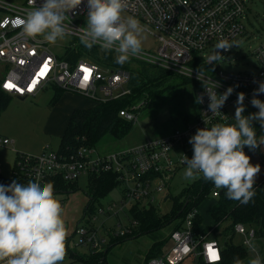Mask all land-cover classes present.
Listing matches in <instances>:
<instances>
[{
  "label": "built area",
  "instance_id": "built-area-1",
  "mask_svg": "<svg viewBox=\"0 0 264 264\" xmlns=\"http://www.w3.org/2000/svg\"><path fill=\"white\" fill-rule=\"evenodd\" d=\"M248 0H126L123 18L136 17L144 31L153 35L158 42L154 52L143 50L131 60H142L186 76L199 85L197 97L203 95L199 113L194 123H187L183 129H176L169 135L150 139L141 145L108 154L94 155V149L81 147L76 155H66L46 146L38 155L24 154V161H17L28 181L43 184L50 176L60 175L66 181H75L82 175L112 172L124 186L122 198L99 203L94 213L87 214L77 224L80 243L88 253L97 254L105 250L113 237L132 233L138 222L129 220L114 224L106 229L105 223L97 224L99 217L119 215L128 202L153 205L156 198L166 194L168 184L174 175L187 165L184 156L193 155V146L188 142L199 128L224 122L234 123L236 101L240 92L245 93L244 104L254 108L250 101L254 89L264 81V39L256 48L258 66L253 71H231L222 69L224 63L234 62V49L248 37L245 19L249 12ZM42 0H37L41 4ZM87 0L75 12L67 15L65 25L69 35L54 44L42 37L30 38L24 35L19 21L26 12L36 6L35 0L13 3L0 0V98L36 97L48 88H60L65 93L83 95L96 102H106L130 94L129 70L119 66L104 67L89 57L77 61L66 59L68 49L79 51L83 45L79 40V28L84 24L77 20L87 18ZM227 40L234 44L231 49L219 50V59L208 63L216 54L218 42ZM100 50L99 45H95ZM116 55V53L114 52ZM194 63V64H192ZM86 69L90 71H86ZM192 72V76H191ZM200 73V78L198 75ZM205 86L222 94L234 86L221 112L208 111V94ZM15 87H10L9 85ZM218 85L216 87V85ZM264 100V93L260 94ZM140 103L129 109L120 110L128 121L137 119ZM14 140L0 134V148L7 147ZM248 154L253 149H248ZM3 168L0 166V176ZM215 186L212 196L220 194ZM159 194V195H158ZM158 195V196H157ZM196 210L189 211L180 228L171 230L170 245L161 256L153 257L148 264H210L222 260V245L217 238L198 234L194 229ZM235 233L248 252L260 256L261 239L256 230L243 223L235 225ZM259 244V245H258ZM214 250L219 259H213ZM6 264V260L0 261ZM62 264H95L88 259H70Z\"/></svg>",
  "mask_w": 264,
  "mask_h": 264
},
{
  "label": "clouds",
  "instance_id": "clouds-1",
  "mask_svg": "<svg viewBox=\"0 0 264 264\" xmlns=\"http://www.w3.org/2000/svg\"><path fill=\"white\" fill-rule=\"evenodd\" d=\"M33 0H30L32 3ZM83 0H42L28 10L19 23L25 36L42 37L54 44L69 35L65 20L75 12ZM126 0H87V18L84 27L79 28V40L88 49L99 45L105 52H115V62L123 65L130 57L139 56L143 49L144 28L134 16L123 18ZM234 44L221 40L215 46L216 54L208 63L219 59V50H228ZM192 76V72H191ZM200 78V73L198 75ZM216 85V84H215ZM218 85H216L217 87ZM208 94V111L215 115L221 112L234 86L222 94L205 86ZM264 81L254 89L251 105L258 109L245 115V93L240 92L236 101L234 123L219 122L197 129L189 138L193 155L184 156L187 165L184 178L189 181L203 177L217 189H226L228 199L246 204L255 196L254 184L260 165L253 164L245 147L255 150L264 145L257 140L254 121L264 128ZM203 102V95L197 103ZM60 200L54 194V183L43 184L28 181L22 184L13 180L0 184V261L6 264H60L66 255L67 228L63 218ZM219 259V258H218ZM234 264H244L239 258ZM248 264H264L257 255Z\"/></svg>",
  "mask_w": 264,
  "mask_h": 264
},
{
  "label": "rangeland",
  "instance_id": "rangeland-1",
  "mask_svg": "<svg viewBox=\"0 0 264 264\" xmlns=\"http://www.w3.org/2000/svg\"><path fill=\"white\" fill-rule=\"evenodd\" d=\"M8 1L21 3L24 0ZM247 5L249 6V15L245 22L250 32L248 37L241 40L234 49V62L224 63L222 69L250 72L258 66L255 50L260 45L261 39H264V0H248ZM77 22L85 24L86 19L84 21L78 19ZM142 35L143 50L154 52L158 45L155 37L146 31ZM136 65L137 62H134L131 68L136 67ZM174 79L176 83L181 81L180 76H175ZM197 91V86L192 82L171 86L152 103L146 105L144 101L140 102L142 108L138 110L134 127L123 139L106 135L96 145L92 147L84 145L83 147L94 149V155H108L141 145L150 139L164 137L178 128L183 129L187 123H194L199 113L200 104L197 103ZM54 93L55 89L48 88L44 93L36 97L27 99L13 97L9 100L6 107L1 110L0 134L14 140L9 146L0 148V166L3 168V175L7 179L12 176V169L18 152L38 155L46 146L51 150L59 149L60 138L66 125L67 112L61 107L63 106L60 105L61 103L58 104V102L56 105L50 103ZM63 97L64 103H81L86 100L87 102L85 101L84 104L90 106L93 102L80 94L66 92ZM58 106L60 107L57 108ZM256 111L258 109L251 108L245 104V115ZM256 122L260 124L258 121ZM260 140H264V134L259 137ZM255 154L261 157V166L264 168V145H261ZM24 159L22 156L19 160L24 161ZM256 164L258 163L256 162ZM186 167L181 168L169 181L168 194L178 195L186 186L193 182L184 178ZM17 170L20 173L21 167L18 166ZM78 186V191L56 193L55 195L60 200L63 208L62 215L68 232L65 243L67 244L69 240L68 243L71 249L75 250L78 248L79 251H84L86 248L80 243V235L77 234L76 227L84 216L86 209V206L84 209V205L88 199L86 193L88 190V176H80L78 178ZM123 188L124 186L119 184L99 202L106 204L110 200L121 199ZM166 196L167 193L165 195L162 194L153 202V205L162 213L169 211L172 205V200L166 199ZM212 201V199H207L200 206L201 214L207 222H210L209 212L213 204ZM135 204L134 202H128L119 217L113 213L108 218L99 217L97 224L105 223L106 229H111L114 224L119 222V219L123 222L132 220L130 209ZM173 227L174 223H171L156 231L144 233L118 243L108 251L105 264H146L148 257L161 254L158 249L153 251L152 247L158 241H166ZM236 239L239 240V236H236ZM255 256L257 254L249 253L242 261H244V264H248L249 259Z\"/></svg>",
  "mask_w": 264,
  "mask_h": 264
},
{
  "label": "trees",
  "instance_id": "trees-1",
  "mask_svg": "<svg viewBox=\"0 0 264 264\" xmlns=\"http://www.w3.org/2000/svg\"><path fill=\"white\" fill-rule=\"evenodd\" d=\"M86 56L104 67L116 65L129 70L131 76L128 85L131 92L118 99L96 102L90 107L73 109L61 135L58 147L59 152L66 155H76L81 147L84 145L92 147L106 135H111L117 139H123L127 136L134 127V121H128L122 117L120 110L129 109L132 105L142 101L146 105L152 103L165 90L176 84L180 85L182 83L192 82L199 88L197 82L186 76L142 60L129 59L125 64L119 65L115 62L116 55L114 51L105 52L96 46L88 49L83 45L79 51L70 48L65 58L74 62ZM134 62H137V65L131 68ZM175 76H180L181 81L176 83ZM64 93L62 89L55 88V93L50 103L56 105ZM9 100L10 98L8 97L0 98V112L6 107ZM253 124L257 132V140L259 141V137L264 134V128H261V125L256 121ZM248 149L246 146V153ZM257 150H259V147L253 150V153ZM20 153L18 152L11 179H18V177L27 179L21 171L20 173L17 172V161L22 156L24 157V154ZM248 155L251 156V154ZM47 181L54 183V194L72 193L79 190L78 180L66 181L60 175H53ZM119 184L116 174L112 172L88 176V190L86 193L89 200L82 218L89 213H94L97 204L100 203L99 201L105 198ZM213 188L214 184L211 181L204 180L201 176V178L194 180L186 186L178 195H169V199L172 200V205L166 213L160 212L155 206L150 205L146 207L140 203H136L130 209L132 220L138 222V225L134 226L135 228L132 233L113 237L106 245L105 250L97 254L86 253L80 255L75 250H71L70 252H72L73 257L78 255L79 257L77 258L88 259L95 264H105L106 254L118 243L144 233L156 231L171 223H174V228H180L187 213L196 210L194 218L195 231L198 234L217 238L223 248L222 260L210 264H234L235 258L243 260L249 255L247 248L241 241L236 239L235 225L237 223H243L247 227H253L256 230L257 237L261 239L259 246L260 257L264 260V178L262 180H256L254 184L255 196L246 204L228 199L225 195L226 189L221 190L218 196L213 197ZM207 199H213V204L209 212L210 222L205 221L200 210V206ZM167 240L158 241L154 244L152 247L153 251L154 249H158L161 254L148 257L147 264L153 257L161 256L164 253V245H166Z\"/></svg>",
  "mask_w": 264,
  "mask_h": 264
},
{
  "label": "crops",
  "instance_id": "crops-1",
  "mask_svg": "<svg viewBox=\"0 0 264 264\" xmlns=\"http://www.w3.org/2000/svg\"><path fill=\"white\" fill-rule=\"evenodd\" d=\"M63 99H64V97H63ZM67 101H68V99H67ZM86 101V100H85ZM84 101V102H85ZM84 102H79V103H71V102H65L64 103V100H62V98L60 99V101H59V103L58 104H60V105H63V106H61L63 109H65V111L67 112L66 113V125H67V123H68V120H69V117H70V115H71V113H72V111H73V109H75V108H80V107H90V106H93L95 103H91V105L90 106H86L85 104H84ZM87 102V101H86ZM60 106H58L57 108H59ZM66 125H65V127H66ZM64 131V130H63ZM256 152H254V153H252L251 154V162L253 163V164H256V162L260 165V172L257 174V177H256V180H262L263 178H264V168H262V166H261V164H262V162H261V157L260 156H256L257 154H255ZM264 157V156H263ZM264 159V158H263ZM15 161H16V159H15ZM14 165H15V162H14ZM14 168V167H13ZM13 170V169H12ZM12 176H13V171H12ZM12 176H11V178H12ZM11 178H9V179H7L6 178V176H4L3 175V172H2V174H1V176H0V184H4V185H8V184H10L13 180H17L18 182H20V183H22V184H27L28 183V181L26 180V179H24L23 177H18V179H11ZM88 200H89V197H88V199H87V202H86V204L88 203ZM213 200V199H212ZM213 202V201H212ZM86 204L84 205V209H85V206H86ZM168 240H167V243H166V245L164 246V251H165V249L170 245V243H171V240H170V238H169V236H168V238H167ZM68 242H69V240H68ZM67 242V244H66V255H65V259L62 261V262H60V264H62V263H65V262H67V261H69L70 259H76L77 257H79L78 255L76 256V257H73V255H72V253H70V251L71 250H74V249H71L70 247H69V243ZM86 249L84 250V251H79V249L78 248H76L75 250L80 254V255H84V254H86V253H88V248L86 247V246H84ZM106 256H107V254H106ZM106 258V257H105ZM78 259H80V258H78ZM147 264V263H146Z\"/></svg>",
  "mask_w": 264,
  "mask_h": 264
},
{
  "label": "snow or ice",
  "instance_id": "snow-or-ice-1",
  "mask_svg": "<svg viewBox=\"0 0 264 264\" xmlns=\"http://www.w3.org/2000/svg\"><path fill=\"white\" fill-rule=\"evenodd\" d=\"M86 71H90V70H88V69H86ZM10 87H15L14 85H9ZM212 251V257H213V259L215 260V259H218L219 257H218V255L216 254V252L214 251V250H211Z\"/></svg>",
  "mask_w": 264,
  "mask_h": 264
},
{
  "label": "water",
  "instance_id": "water-1",
  "mask_svg": "<svg viewBox=\"0 0 264 264\" xmlns=\"http://www.w3.org/2000/svg\"><path fill=\"white\" fill-rule=\"evenodd\" d=\"M21 99H25L24 97H22Z\"/></svg>",
  "mask_w": 264,
  "mask_h": 264
}]
</instances>
